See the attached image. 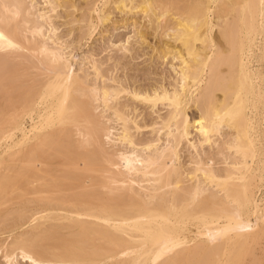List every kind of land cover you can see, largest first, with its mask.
Masks as SVG:
<instances>
[{
  "label": "bare ground",
  "instance_id": "1",
  "mask_svg": "<svg viewBox=\"0 0 264 264\" xmlns=\"http://www.w3.org/2000/svg\"><path fill=\"white\" fill-rule=\"evenodd\" d=\"M51 1L82 10L72 18L82 23L79 40L108 21L131 22L143 42L149 32L161 38L153 48L156 58L179 62L172 65L171 87L99 83L94 60L91 79L82 67L74 69L71 50L59 42L50 47L45 24L37 21L46 15L34 17V1L0 0V206L11 200L10 187L40 194L26 200L35 206L30 211H0V235L9 233L0 239L6 260L15 264L20 255L32 264H264V0H99L100 6L82 0L84 9L75 0ZM10 53L29 65L13 69ZM122 94L167 108L151 121L165 129V147L158 149L164 141L156 146L160 138H152L155 125L149 140L135 138L141 127L124 111ZM104 117L122 123L115 136L131 148H118V161L110 162L117 169L107 177L110 168L102 158L111 150L104 154L107 138L101 136L108 137L111 127ZM191 127L203 150L220 146L226 134L220 158L202 155L194 146L198 141H190L199 150L194 166L179 163V145L190 138ZM93 142L100 145L91 152ZM127 181L131 186L123 187ZM133 182L147 192L133 190ZM116 183H124L122 189ZM92 184L106 191L93 186L95 191L84 192Z\"/></svg>",
  "mask_w": 264,
  "mask_h": 264
},
{
  "label": "rangeland",
  "instance_id": "2",
  "mask_svg": "<svg viewBox=\"0 0 264 264\" xmlns=\"http://www.w3.org/2000/svg\"><path fill=\"white\" fill-rule=\"evenodd\" d=\"M29 1H31V0H29ZM33 1L35 3V5L33 3V7L36 8V9L34 8L35 10H37L36 12L34 10V12L36 13V16H34V17H36V19H37V15L41 14L42 13L41 11H43L44 12V15H46V17L45 16L44 17L47 18V19H45L44 17L43 18H39L38 17L37 21L39 22L41 20L40 23L43 22V25L44 24L46 25V26L44 25V28H46L47 30H44V32H45V38H47V41L49 40L48 41V44L50 43V47H51L53 45V42H54L55 45L59 42V46H62L61 48L64 51H65V49L68 52H70V50H71V52L69 54L72 53L74 55V58H73L74 59V61H73L74 64L73 65H74V69L76 71H78V69L82 67V69L85 71V73L86 72H89L90 73V78L93 79L92 76H95V70L92 67V61L94 60L93 62H95L96 66L98 64V66H99V68L101 70L100 73L102 74L101 75L102 78H100V82L99 83H102L101 81H103V82L106 81V83H108V84L113 83L112 85H115V84L120 85L122 83L124 85L126 84L128 87L131 86V88L133 87V88H138V89H141V90L151 89L155 85L158 86L157 84L159 82L161 84H165V86H168V87H171L172 85H170V84L174 83L173 80L175 79L174 77L176 75L174 73L175 71L173 70V66L172 65L175 64L177 66L178 64H176V63L179 62V61L176 58H171V57H168V56H167V58H165L166 60L165 59L162 60V59L156 58L157 55H156L155 51H153V48L156 45L159 46L160 44H162V40H161L160 37L155 38V36H153V34L149 32L148 33L149 35L148 34H147L148 36L146 35L147 37H146V39L143 42L142 38L140 40L139 34H137V33H139L138 31L140 30V27L138 25L132 24L130 22V20H129L128 22H130V23L129 24H124L125 26L122 24V21L114 22V25L111 24L112 22H109L108 21L107 24L109 26L107 24H104L103 26H101V25L96 26L95 29L93 30L91 36L87 40H84V39L79 40L77 36H79V31H81L79 29V25H82V23L80 21L76 20V19H74V21H76V22L73 23L72 22L73 21L72 18L73 17L75 18V16H76V18L78 19V17L80 16L79 14H81V11L82 10H75L72 7L71 8H69V7H58V6L54 5V4H52L53 1H51V3H50V0L49 1L48 0H32V2ZM75 1L77 2V3L76 2L75 3L78 4L80 7L85 4V3L82 4V2H83L82 0H81V2H80V0H75ZM89 1L91 2V0H89ZM92 1L93 2H96L97 1V3H95V4L97 6H100V4H98V2L100 3L99 0H96V1L95 0H92ZM45 2H47V3H45ZM48 2H49V4H48ZM44 4H45V6H44ZM53 6H54L53 9H55V10H52V7ZM50 7H51V9H50ZM47 8L50 9V11L49 10L47 11ZM83 9H84V6H83ZM45 13H47V14H45ZM70 13H71V15H70ZM48 16H49V18H48ZM113 17L114 18L115 17H119V14L118 13L117 14L114 13L113 14ZM45 20H46V22H45ZM51 22L53 23L52 25H54L56 28L55 27H52V25L50 27L49 24H51ZM79 22L81 24H79ZM49 29L51 31H53L54 33L53 32H50ZM48 35H49V37H48ZM138 41H141L140 44H138L139 43ZM61 42H62V45H61ZM51 43H52V45H51ZM55 45H53V46H55ZM122 45L123 46L125 45V46L122 47ZM56 46H58V44ZM124 48H127V50L125 51ZM24 51H26V50L25 49L21 50V52H23V54L26 53V52L24 53ZM13 54L16 55L17 53L16 52H13ZM10 55H12V54L10 53ZM15 55H12L11 57H8V62H9V58H10V62L11 63H14L15 62V64L12 65V68L13 69H19L21 67H24L25 65H27V63L29 65V59H27L28 62L26 60H20V59H25V58L18 59L19 58L18 55H17V57ZM24 56L27 57V53ZM32 58L36 62V58H34V57H32ZM16 62H18V63L16 64ZM29 69H28V71L29 72L31 71L30 73H35V72H36V74L38 73L35 70V68L33 69L31 67L32 70L31 69L29 70ZM36 74H34V75H36ZM88 76H89V74H88ZM102 79H104L105 81L102 80ZM113 79H115L117 82L121 81V83L120 82L117 83ZM112 81H114V82H112ZM119 101H120V103H122V106H123L124 111H126V110H127L126 112L129 111L128 113L132 114L131 117H133V115L136 116L134 118H135V120L138 122V124L141 127V128H138L136 130L135 127H134V125L132 123H129L130 126L132 125L131 127H134V128H132V130L135 129L134 132L132 130L131 131L133 132L132 134H134V136L136 135V137H135L136 139L138 138V140H142V141L145 140V139L146 140H149L147 138L154 136L153 135V132L156 129L157 125H159V127H157V128L160 129V127H161L160 124H157V125L154 124L155 125L154 126L152 123H154V120L155 121H159L160 120V118L158 117L159 114L163 115V113L165 114V112L167 111L166 110L167 108H165L163 104L160 105V103H159L158 105H156L155 107L152 108L148 103H145V102H142V101H138V100H134V99L130 98L128 94L127 95L126 94H122V96L120 97ZM124 104H125V107H124ZM126 105L128 106V108H127ZM122 106L120 104V107H122ZM131 108H132V110H131ZM100 109H101V107H99L98 110L94 111V113L97 112L96 115L100 114L101 113ZM98 112H100V113H98ZM109 114H108V111H107L106 117ZM190 114H191V112H190ZM103 119H101V120L106 122L105 125L106 126L107 125H110V127H111L109 129L108 137H109V135H111V136H110V139L108 137H106V136H105V138H104V136H101L103 139L100 137L99 140H97V143H101L102 140L104 142V140L107 138L105 140L106 143L105 142L104 143H101L102 145L104 144L101 147H103V148H104V146L106 147V148H104V149H106V152L104 154H107V151H109V149L111 150L110 153L107 154V156L104 155V158H102V163L103 164H106L104 166L107 167L109 165L108 166V169L110 168L109 169L110 171L108 170L109 173H107V174L105 173V175H106L105 177H107V175H110V172H112L113 170H116L117 169V167L114 168L115 166L113 167V164L110 163V162H111V159H114V162H117L118 161V154H119L118 153L119 152L118 148L120 150L122 149L123 151H125L129 147L127 148V146H125L126 144H124V145L123 144H119V140H118L119 139L118 138L119 136L118 135H119L120 132L118 131V128L120 126L122 127V125L119 126V124H122V123L120 121L115 122L116 120L115 121L112 120L113 122L112 121L110 122V121L107 120V118H105L104 120ZM151 121H152V123H151ZM262 122L264 123V118H263ZM146 124H148V125L146 126ZM152 126H154V130H153ZM107 128H109V126ZM120 129L121 128H119V130ZM159 129H156V132H154V133H156L155 134L156 137L155 136L152 137V138H157L159 136V138H160V140H159L160 142L156 143V146L157 145H160L159 143H161V142L164 141V143H162V145H160L158 147V149H160L162 147H165L166 146V143H165L166 141L163 140V139H166L167 140L166 135H165V129H161L162 131L164 130L163 131L164 133H162L161 130L159 131ZM195 129H194V127H191L190 128V132L191 133H190V136H189L190 138H188L189 141L188 140H185V141H183L179 145V149H180V151L178 149V151H179L178 153H179V156H180L179 163H182L181 165H184L185 168L186 167L189 168L190 165H191V163L193 164L191 166L192 167L194 166V162L193 161L197 159L196 156H197L199 150H200L199 153H201L202 155L206 151L205 154L207 153V154L211 155L212 157H218V158H220V156H218V151L220 149L219 147H222V144H223L222 141H224L222 139H224L223 136L226 135L225 133H226V130H227V128L224 127V130H223L224 132H222V133H224L225 135H223V136L220 137V140H221L220 142L221 143L216 140L220 144V146L216 143L217 146L215 145L216 147L214 146V149L212 147L210 149H208L210 146L209 145L206 146L204 144L205 145V150H203L204 149V146L201 148V146L199 145L200 144V142H199L200 139H199V141L197 140L199 137L197 136L198 135L197 134V130L195 131ZM157 131H158L159 134L157 133ZM195 132H196L197 135L195 134ZM116 134H117L118 137L115 136ZM160 135H161V137H160ZM111 137L117 138L118 141H116L115 138H113V140H111ZM218 137L216 136L215 139H218L219 140ZM74 138H78V136H75L74 135ZM195 138H196V140H195ZM100 139H102V140H100ZM107 140H109L110 142L108 141L109 143H107ZM161 140H163V141H161ZM190 141H193V142L194 141L195 142L198 141V143L196 142L198 145L196 143H195L196 144L195 145L193 142L187 143V142H190ZM116 142H118V143H116ZM93 143H94L93 146H92V143H91L90 148L88 147L90 144H88L87 147H86L87 149L88 148L91 149L90 150L91 152H92V149L94 150V146H95V142H93ZM192 143L194 144L195 147L198 146L196 148H199L200 147L199 150L197 149L198 151L196 149H194L195 147L192 145ZM163 144H165V146ZM99 145L100 144H96L97 148H99ZM121 145H122V147H124L125 150L121 147ZM143 145L142 146L138 145L137 148L141 151L144 148ZM216 148H218V150ZM114 149L115 150L117 149V151H115L117 153H113V155L114 154H117V157L116 156H113V155H110L111 152H114L113 151ZM130 149H128V150H130ZM122 150H121V152H122ZM216 150H217V155L215 156L214 154H216V152H215ZM140 151H139V153H140ZM146 151L147 150L142 151V152L143 153H146ZM202 151H204V152H202ZM196 152H197V154H196ZM210 152H212V154L214 156ZM225 152H227V151H225ZM108 155H110V158H109ZM194 155H196L195 156L196 158H194ZM111 156H113V157L111 158ZM107 157L109 159L108 162L106 161L107 160L106 159ZM115 157H116V159H115ZM193 158H194V160H193ZM58 167L59 166H57V168ZM60 167L62 168V166H60ZM192 167H190V169ZM61 168H58V169H61ZM72 169L75 170V167H73ZM74 170H71V171L74 172ZM77 170L80 173L83 172V171H81V169H77ZM79 172H77V173H79ZM84 172H85L84 174H86L87 173V170L86 171L84 170ZM89 172H91V171H89ZM75 173H76V171H75ZM91 173H92V175L95 174V173H93V171ZM91 173H87V174L91 175ZM103 175H104V173H103ZM135 176H134V179L137 177V176L136 177ZM100 178H102L103 179V182H104V179H105L104 176L103 177L101 176ZM102 179H99L98 181L101 182ZM137 179H135L136 182L138 181ZM139 182H141V181H138L137 183H139ZM128 183H130V184H128ZM131 183L132 182H128L127 181V184H126L127 186H124L123 185L124 183L123 184L120 183L121 186L120 185L117 186V184H119V183L112 184V185H114V187L117 186V187H120L119 189H122L121 188L122 185H123V187L128 188V185L131 186ZM133 183L135 184V182H133ZM137 183L135 184V186L133 185L131 188L133 190L136 189L135 190L136 192L142 191L141 192L142 193L141 195H144L143 193L144 192H147V190L145 188H144V190H146V191L142 190L143 188L141 187V184L139 183V185H140V187L142 189L140 187H138ZM144 183H142L143 186L144 185H147L146 182H144ZM93 186H94V184L90 185L89 188L87 187L88 190L85 189L86 188L85 187L84 189L86 191H84V192L95 191L99 187H101L99 189V191L102 190V189H104V188H107V186H105V185H104V187H102L100 185L97 186L95 184V186H94L95 187V190H91V189H93ZM134 187H136V188L134 189ZM11 188H13V187H10L9 188L10 190H7V191H8V194H10L9 197H12V198H11L10 201H8V202H6L4 204V207H3V205L0 206V207H2V208H0V211L1 212L2 211H5L7 209H14L15 207H16V209H14L15 211H17V209L22 210V209H24V207L26 208L25 210H28V208H29L28 211H30V210H32L35 207V206H33V203L32 202L29 201L30 204H31V205H29V203L26 200L33 198L34 195L36 197L37 196H40V194L35 193V194L32 195V193H30L31 194L30 195V194H27V192H26L27 190L26 191L24 190V191L21 192V190H19V188H18L20 194L23 195L22 198H21L22 200H20V197H18V190H16V187H14L15 190H12ZM84 189H82V190H84ZM11 190H12V192H11ZM138 190H140V191H138ZM76 191H74V192H76ZM104 191H106V190L104 189ZM107 191H108V189H107ZM18 202L20 203V205L18 204ZM9 204H10V206H9ZM2 226H0V230H1V227ZM25 228H29V226L26 225V226L23 227V229H25ZM18 230L17 231L15 230L14 232L15 233H18V232H20L21 229H18ZM14 232H12L11 235H13ZM8 235H9V233L1 234L0 235V239L1 238H5ZM15 261H16L15 264H32L30 262V260L28 261V259H26V258L25 259L24 258H21L20 255L17 256V258L15 259ZM0 264H13V262H11V261L8 262L6 260V258L3 256L2 252L0 251ZM36 264H42V263H39L38 262Z\"/></svg>",
  "mask_w": 264,
  "mask_h": 264
}]
</instances>
